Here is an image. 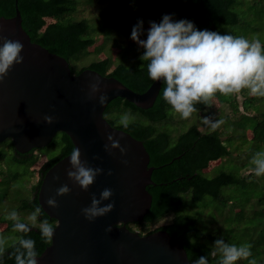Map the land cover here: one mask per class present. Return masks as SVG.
Returning a JSON list of instances; mask_svg holds the SVG:
<instances>
[{"label":"trees","instance_id":"1","mask_svg":"<svg viewBox=\"0 0 264 264\" xmlns=\"http://www.w3.org/2000/svg\"><path fill=\"white\" fill-rule=\"evenodd\" d=\"M108 1L111 8L118 11L132 12L136 8H141L142 13L156 23H159L164 16L162 0ZM166 1L174 9L171 13L173 21L186 19L193 22L198 30H210L222 35L234 36H246L247 34L252 36L254 34L261 40V43L264 41V0ZM15 7L21 16L22 29L27 33L31 42L66 59L72 74H78L84 69H91L102 76L115 78L136 93L145 92L153 82L147 73L148 61L140 59L144 49L139 51V56L133 63L125 60L124 55L118 59L112 70H109L111 59L108 57L90 62L78 71L75 70L71 61L78 59L85 50L94 44V38L89 36L88 22L84 19L70 20L77 9L76 0H0V17H13ZM249 7L254 10L253 19L247 14ZM47 18H55L56 21L46 25L45 19ZM104 19L106 18L100 16L99 22ZM128 21L135 25L137 18L132 17L126 22ZM103 27L108 30L106 34L112 30L111 27L109 28V24H105ZM98 29L100 30L99 27ZM100 32L105 34L103 30ZM136 60L137 62H135ZM163 87V82H161L153 105L146 110L136 108L124 99L115 98L103 112V117L113 127L142 142L149 155L148 166L154 168L151 181L155 185L146 187L152 197L150 209L141 222L127 224L126 227L133 231L130 227L132 225L157 223L171 215L174 208L187 203V205L196 207H193L195 209L193 213L183 211L174 214L169 223L148 231L146 234L157 230L166 231L171 237L178 240L191 264H194V261L201 256L208 257L209 264H219V255L216 257L210 255L217 238H223L226 243L237 246L250 244L252 246L251 257L257 258L256 264H264V176L255 177L254 173L250 171L247 176L242 177L238 173L239 168L235 169L232 166L227 169H217L213 176H205L203 171L210 162L229 157V147L226 146L219 131L202 132L196 124L189 125L174 140L171 139L168 130H159L156 126L162 125L168 120V113L170 111L172 114L175 113L162 98ZM247 92L248 90L245 89L228 96L217 93L214 98L220 104L231 103L234 111H238L234 94H242L243 100L240 104L242 110L247 112L253 108L254 114H241L239 123L237 122L242 130L252 133L250 139L252 148H250L248 159L243 165L250 167L251 170L252 165L249 161L253 153L264 150V108L261 109L264 97H260L261 101L250 108V103L256 101L257 98L249 97ZM209 106L210 104H196L197 112L204 111ZM125 111H130L134 117L127 129L115 125L120 114ZM110 115L111 118H107ZM175 115L179 114L175 113ZM57 134L60 151L56 156L47 159L38 169L39 176L37 182L31 187V197L18 205L19 211L31 213L39 206L37 192L42 176L53 164L71 154L73 150L69 138L63 133ZM55 138L56 136L49 145L54 143ZM7 142L11 143L10 140L0 143V160L6 153L1 148ZM38 150L33 149L25 154H19L12 146V156L15 163L27 164L30 167L37 161V157L33 154ZM0 183L2 184V181ZM205 197L209 199H205ZM205 209L207 212L204 211ZM226 209L230 214L225 218L223 229L221 231L209 230L208 226L203 223L201 215L205 212V215L211 217L213 213H222ZM245 209H251V212L246 214ZM44 219H48L54 227L55 221L42 211L37 220L38 225L26 234L27 237L35 240V250L38 255L49 245L41 238L39 231V223ZM10 226L12 223L6 225L5 231ZM21 235L24 234L17 232V238ZM14 244L15 242L12 245ZM12 245L7 248L5 255L0 257V264H15L14 257L9 255L13 251ZM235 264H249V260L241 259Z\"/></svg>","mask_w":264,"mask_h":264},{"label":"water","instance_id":"2","mask_svg":"<svg viewBox=\"0 0 264 264\" xmlns=\"http://www.w3.org/2000/svg\"><path fill=\"white\" fill-rule=\"evenodd\" d=\"M162 4L164 15L171 16L174 9L166 0ZM0 35L24 45L23 62L15 64L0 83V143L10 140L17 153L25 154L45 148L57 133H63L73 148L80 149L82 161L104 170L87 191L67 177L70 154L44 173L37 202L55 225L53 243L38 255L37 264H191L178 240L166 231L140 235L126 227L141 222L150 209L152 197L146 187L155 185L151 181L154 168L148 166L149 155L142 142L103 117L115 98L142 110L150 108L162 81H153L145 92L136 93L91 69L72 74L66 59L31 42L16 7L13 17H0ZM93 77L100 79L101 89L108 95L103 106L98 103L99 93L88 98ZM46 115L54 117L51 125L44 121ZM108 134L127 148L125 155L119 149H112L111 154L104 150ZM109 170L111 176L107 175ZM64 184L70 193L57 196V189ZM105 188L112 189L114 195L101 206L115 201V207L89 222L81 209L90 206L93 193L99 199ZM52 197L57 208L47 204ZM109 227L112 230L107 232Z\"/></svg>","mask_w":264,"mask_h":264},{"label":"clouds","instance_id":"3","mask_svg":"<svg viewBox=\"0 0 264 264\" xmlns=\"http://www.w3.org/2000/svg\"><path fill=\"white\" fill-rule=\"evenodd\" d=\"M149 24L146 39H140L144 34L142 20L132 28L131 39L144 49L140 59L148 61L149 78L163 82V100L182 119H190L198 111L196 104L209 105L217 93L228 96L246 89L250 95L264 97V44L258 37L248 39L245 36L198 30L193 22L186 19L173 21L170 15H164L159 23L150 21ZM23 47L19 40L0 35V83L15 64L23 62ZM93 80L89 85L88 98H96L99 93L98 103L103 106L108 101V95L102 91L100 79L93 77ZM133 120L130 111L125 112L119 119V125L127 129ZM44 121L51 125L54 117L46 115ZM201 122L209 130L215 131L225 121L206 116ZM107 140L109 143L104 145V150L109 154L112 149H119L121 155L127 153V148L122 147L112 134L107 135ZM123 163L127 164V161ZM249 163L256 176H264V150L253 153ZM69 164L67 177L84 191L104 172L102 168H93L88 166L87 161H82L78 147L73 148ZM107 175L111 176L112 171L109 170ZM70 191L68 185L64 184L57 189L56 195L64 196ZM113 195L110 188L103 189L99 199L93 193L90 206L81 209L82 215L89 222H94L96 218L112 212L115 201L101 205ZM47 204L51 208L59 206L55 197L49 198ZM42 210L41 206H37L25 220L15 210L5 215V220L12 222V230L24 234L17 238L12 245L13 251L9 253L14 257L15 264H37L36 242L26 234L37 226ZM111 230V227L106 229L107 232ZM39 231L46 243H53L54 227L48 219L39 223ZM7 247V237L0 235V257L5 255ZM251 247L250 244H229L223 238H217L210 255H219V264H235L238 260H248L252 256ZM194 264H209V259L201 256ZM249 264H256V261L249 260Z\"/></svg>","mask_w":264,"mask_h":264},{"label":"rangeland","instance_id":"4","mask_svg":"<svg viewBox=\"0 0 264 264\" xmlns=\"http://www.w3.org/2000/svg\"><path fill=\"white\" fill-rule=\"evenodd\" d=\"M76 2L77 9L76 12L72 14L70 20H86L90 27L89 36L94 38V44L87 50H85V52L81 54L78 59L71 61V64L76 71L88 65L90 62L99 61L104 59L105 57L111 59V66L109 70H112L116 65L118 59H120L124 55L125 60H128V62L130 63H133L134 60L138 58L139 51H141L143 48L131 39L132 27H134L138 23V21L142 20L144 34L141 35L140 39H146L147 30L150 27L149 22L153 21L148 16H145L142 13L141 8H136L132 12H123L112 9L108 0H76ZM253 13L254 10L252 9V7H249L247 9V14L252 17V19ZM100 16H103L106 19L99 22ZM132 17L137 18V22L135 25L133 22H130L134 20L126 22ZM110 20L112 21V23ZM55 21V18H47L45 19V24L47 25ZM105 24H109V28L111 27L113 30H111L109 34H106L108 30L103 27ZM98 27L100 28V30H103L106 35L100 32ZM245 37H247L248 39H252L253 37H255V35L253 34L251 36L250 34H247ZM262 44H264V41L262 42ZM135 62H137V60ZM247 95L249 97L253 96L250 95L249 92H247ZM255 97L257 99L256 101H252L250 103V108L261 101V98L259 96ZM234 100L238 107V111H234V107L231 103L220 104L215 98H213L210 101V106L208 107V109L193 113L190 119H182L179 115H175V113L172 114V112L170 111L168 113V120L162 125H157L156 127H158L159 130H168V132H170L171 139L174 140V138H176V136L180 132L184 131L191 124L198 125L199 129L202 132L211 131L202 124L201 119L203 117L208 116L212 117L213 119H223L225 121L224 124L216 130L221 133V138L225 141L226 146L229 147L230 155L225 159H219L217 161L210 162L203 173L205 176L210 177L214 175L217 169H227L229 166H232L235 169L239 168V175L245 177L251 171L250 167H246L243 165L246 159H248L250 148H252V144L250 142L252 133L250 131L242 130L238 126V123L241 114H254V110L253 108H249L250 110L247 112L242 110L240 106L243 100L242 94H234ZM263 105L261 109L264 108ZM125 112L121 113L120 117ZM107 118H111V115L109 117L107 116ZM119 119L115 125H119ZM57 135L52 145L39 149L33 154L37 157V161L30 165V167L27 164L15 163L12 156L13 151L10 142H7L1 148L2 151L6 153H4L3 157L0 160V181H2V184L0 183V235L7 237L8 247L16 242L17 232H14L12 230V226H10L7 231H5L6 225L11 224L12 222L9 220H5L4 217L8 212H11L12 210L17 211L22 220H25L30 215L29 212L19 211L18 205L22 201L31 197V187L38 180V169L41 167V165L46 162L47 159L52 158L59 153L60 143L59 136ZM254 176L257 177L255 174ZM205 199L209 198L205 197ZM185 200H187V198H185ZM193 207V205H187V203H185L183 206L174 208L171 215L163 218L157 223L151 225H132L130 227L133 231L146 234L148 231L169 223L174 214H178L183 211L186 213H193L195 211L194 208H196ZM206 210L207 209H205L204 211L207 212ZM227 210L228 209H226L222 213H213L211 217L205 215L206 213L204 212V214L201 215V217L203 218V223L208 226L209 230L221 231L225 226L224 222L226 216L230 214ZM249 212H251V209H245L246 214H249ZM250 259H254L255 261L257 260V258H255L254 256L249 258L248 260Z\"/></svg>","mask_w":264,"mask_h":264},{"label":"flooded vegetation","instance_id":"5","mask_svg":"<svg viewBox=\"0 0 264 264\" xmlns=\"http://www.w3.org/2000/svg\"><path fill=\"white\" fill-rule=\"evenodd\" d=\"M143 235H145V234H143Z\"/></svg>","mask_w":264,"mask_h":264}]
</instances>
